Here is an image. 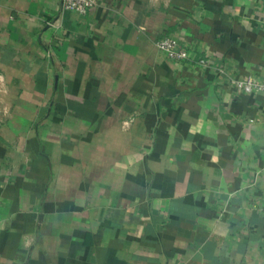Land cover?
Returning a JSON list of instances; mask_svg holds the SVG:
<instances>
[{
	"label": "crops",
	"instance_id": "0c3cea01",
	"mask_svg": "<svg viewBox=\"0 0 264 264\" xmlns=\"http://www.w3.org/2000/svg\"><path fill=\"white\" fill-rule=\"evenodd\" d=\"M246 74L264 0H0V264H264Z\"/></svg>",
	"mask_w": 264,
	"mask_h": 264
},
{
	"label": "built area",
	"instance_id": "2783aa9c",
	"mask_svg": "<svg viewBox=\"0 0 264 264\" xmlns=\"http://www.w3.org/2000/svg\"><path fill=\"white\" fill-rule=\"evenodd\" d=\"M101 0H63V7L68 10L77 11L81 14H87L95 9ZM157 46L170 59L178 62H186L190 58L189 52L180 46L173 38H163L158 41ZM238 88L246 94L264 93V76L255 77L251 74L240 76L235 80Z\"/></svg>",
	"mask_w": 264,
	"mask_h": 264
}]
</instances>
